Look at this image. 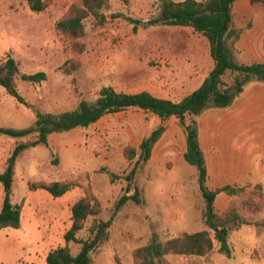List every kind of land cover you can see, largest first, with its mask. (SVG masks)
<instances>
[{
  "label": "rangeland",
  "instance_id": "1",
  "mask_svg": "<svg viewBox=\"0 0 264 264\" xmlns=\"http://www.w3.org/2000/svg\"><path fill=\"white\" fill-rule=\"evenodd\" d=\"M45 1L46 10L36 13L26 0H0V60L15 58L22 74H47L41 83L17 80L27 104L0 86V126L32 128L36 111L60 115L75 110L83 100L94 102L106 86L179 101L199 88L213 68L209 41L193 28L143 27L159 16L161 0H110L107 24L95 27L87 20L86 35L78 40L59 34L55 25L81 0ZM233 17L237 29H255L254 36L262 40L259 55L264 59V5L239 0ZM76 43L83 48L79 50ZM236 56L244 62L238 50ZM258 85L256 81L247 84L227 109L212 108L187 119L188 124L195 120L199 130L209 172L207 186L212 190L227 184L241 188L236 195L219 194L216 211L222 215L236 210L252 224L230 232V254L219 251L216 243L203 256L167 255L164 264H264V96L257 94L264 89ZM160 126L165 132L149 161L139 164L133 181L143 202L129 201L119 209L109 240L92 253L91 264H135V251L147 245L153 234L166 241L208 230L199 171L184 159L186 132L179 119L163 121L130 109L64 134L73 135L79 142L76 146L64 144L63 133L53 134L49 146L27 144L14 174V199L24 208L25 224L16 235L14 227L0 230V264H47L48 252L66 245L64 235L72 224L67 203L88 193L101 203L98 218L110 219L126 193V176L139 160V156L128 159L125 149H138ZM19 140L0 135V157L14 153ZM112 174L118 178L113 180ZM55 180L77 186L62 200L47 190L34 192L29 187L32 182ZM92 224L90 219L79 238L91 236ZM68 246L74 255L81 248L73 242Z\"/></svg>",
  "mask_w": 264,
  "mask_h": 264
},
{
  "label": "trees",
  "instance_id": "2",
  "mask_svg": "<svg viewBox=\"0 0 264 264\" xmlns=\"http://www.w3.org/2000/svg\"><path fill=\"white\" fill-rule=\"evenodd\" d=\"M29 8L36 13L46 10L45 0H26ZM238 0H161L159 16L143 23L144 28L150 26L191 27L207 38L210 45V55L213 68L199 88L179 101L157 97L148 91L118 92L111 86L103 87L94 102L81 101L75 110L66 111L60 115L36 111V120L32 128L17 130L0 126V135L25 138L36 135L37 141L31 145L42 144L49 146V137L54 133L68 132L76 128H87L109 114H116L130 109L142 110L160 117L163 121L177 118L186 132V151L184 159L199 171L198 182L205 207L203 219L208 230L195 233H185L166 241L153 234L147 245L138 248L135 253V264H164L167 255L203 256L211 252L215 244L219 251L231 253L229 235L236 230L252 223L240 215L236 210L219 214L215 202L219 194L236 195L241 188L231 184L216 190L207 186L208 168L204 152L201 148L199 130L196 121L187 123L189 117H197L205 111L216 108L230 107L236 96L243 93L245 86L253 81L264 82V63L243 64L237 61L235 47L243 34L242 29L234 25L233 7ZM261 3L264 0H251ZM111 9L110 0H81L79 4L71 6L66 16L56 25V31L73 40L86 35V21L91 20L95 27H103L108 22L107 13ZM123 16L121 15H114ZM134 24L141 21L130 19ZM134 30H137L135 26ZM75 46L80 47L78 43ZM21 78L30 83H41L47 80V74H22L20 63L11 56L0 60V86L6 93L14 96L19 103L27 104L18 89L17 80ZM165 127L160 126L144 138L139 148L127 147L125 155L132 160L139 156L133 170L126 176L129 182L126 193L117 201L113 215L108 220L98 218L102 213L99 199L92 193L79 198L71 208L72 226L65 234V246L51 250L47 257V264H91L92 253L105 241L109 240L110 228L116 213L129 201L138 204L143 202L138 188L133 186L135 174L141 162L149 161L153 147L161 139ZM28 143L18 144L14 153L7 161L4 171L0 172V184L4 189L2 207L0 209V230L10 226L18 228L21 223V206L13 201L14 174L17 158L27 147ZM113 180L118 178L112 174ZM69 181H40L29 184L31 190L44 189L54 197H61L75 187ZM134 192L130 194L131 189ZM92 219L91 236L87 239L79 238L86 223ZM213 232L214 237L211 236ZM80 244L77 254H72L68 244Z\"/></svg>",
  "mask_w": 264,
  "mask_h": 264
},
{
  "label": "crops",
  "instance_id": "3",
  "mask_svg": "<svg viewBox=\"0 0 264 264\" xmlns=\"http://www.w3.org/2000/svg\"><path fill=\"white\" fill-rule=\"evenodd\" d=\"M180 1H183V0H180ZM180 1H176V2H180ZM239 1V0H238ZM237 1V2H238ZM236 2V3H237ZM254 33H255V29L253 28L252 30H244L243 31V34H242V36H241V38L239 39V41L237 42V44H236V47H235V56H236V53H237V50L239 51V52H241V58L243 59V64H252V63H264V59H262L261 57L262 56H260L259 55V53L261 52V43H262V40L261 39H256V37L257 36H254ZM237 49V50H236ZM236 59H237V56H236ZM238 61V60H237ZM264 82H259V81H256V84H259L258 85V88H260V89H264V84H263ZM260 91V90H259ZM262 91H264V90H262ZM262 91H260V92H257V94H259V95H262V96H264V93L262 92ZM244 92V91H243ZM3 106H1L0 108H2ZM227 109V108H226ZM107 116V115H106ZM156 116V115H155ZM105 117V116H104ZM158 117V116H157ZM103 118V117H102ZM101 118V119H102ZM160 118V117H159ZM100 119V120H101ZM161 119V118H160ZM99 120V121H100ZM162 120V119H161ZM99 121H97V122H99ZM96 122V123H97ZM96 123H94V124H96ZM94 124H92V125H94ZM91 125V126H92ZM90 127V126H89ZM88 128V127H87ZM76 129H86V128H76ZM74 130V129H73ZM70 132H72V130L71 131H68V132H63V136H65V137H63V140H64V144L65 143H71L72 142V144H74L75 146H76V142H78V141H76L75 142V140H74V138L72 139V137H73V135L71 136V135H64V134H71ZM55 134V133H54ZM53 135V134H52ZM52 135H50V137L52 136ZM50 137H49V145L51 144V141H50ZM37 136L36 135H30V136H28V137H25V138H21V140H19L18 142H17V145L18 144H21V143H32V142H35V141H37ZM73 142H75V143H73ZM79 143V142H78ZM16 145V146H17ZM73 147L74 148V150H75V148L76 147ZM12 155V152H11V154L9 155V152L2 158V157H0V172H2V171H4V169H5V167H6V164H7V161H8V159L10 158V156ZM16 167V166H15ZM67 181V180H66ZM42 190H44V189H37V190H35L34 192H42ZM70 192V190L67 192V193H65L63 196H61L59 199H63V198H65V196H67L68 195V193ZM3 196H4V189H0V209H1V207H2V203H3ZM32 197L34 196V194H32L31 195ZM14 186H13V201L15 202V203H17L16 201H15V199H14ZM75 203V202H74ZM73 203V204H74ZM17 204H19V203H17ZM73 204L71 203V202H68L67 203V206L69 207V209H71L72 208V206H73ZM20 205V204H19ZM22 209V212H21V223H20V225H19V227L18 228H15V229H13V230H15L14 232H13V234L14 235H16V233H18V232H21V230H22V228H23V226H24V208L22 207L21 208ZM71 226H72V224L70 225V227L68 228V230L71 228ZM68 230L66 231V233L68 232ZM65 233V234H66ZM64 237H65V235H64ZM65 239V238H64ZM51 250H53V249H51ZM50 250V251H51ZM49 251V252H50ZM48 252V253H49ZM47 255V254H46ZM47 257V256H46Z\"/></svg>",
  "mask_w": 264,
  "mask_h": 264
}]
</instances>
